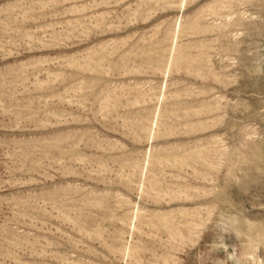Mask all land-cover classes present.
I'll list each match as a JSON object with an SVG mask.
<instances>
[{
    "label": "rangeland",
    "instance_id": "374dc122",
    "mask_svg": "<svg viewBox=\"0 0 264 264\" xmlns=\"http://www.w3.org/2000/svg\"><path fill=\"white\" fill-rule=\"evenodd\" d=\"M0 264H264V0H0Z\"/></svg>",
    "mask_w": 264,
    "mask_h": 264
}]
</instances>
